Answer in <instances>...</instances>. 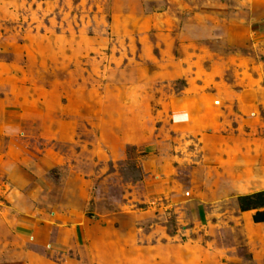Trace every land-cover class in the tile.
<instances>
[{"label": "rangeland", "instance_id": "1", "mask_svg": "<svg viewBox=\"0 0 264 264\" xmlns=\"http://www.w3.org/2000/svg\"><path fill=\"white\" fill-rule=\"evenodd\" d=\"M264 0H0V264H264Z\"/></svg>", "mask_w": 264, "mask_h": 264}, {"label": "trees", "instance_id": "2", "mask_svg": "<svg viewBox=\"0 0 264 264\" xmlns=\"http://www.w3.org/2000/svg\"><path fill=\"white\" fill-rule=\"evenodd\" d=\"M254 221H264V212L263 213H257L255 216H254Z\"/></svg>", "mask_w": 264, "mask_h": 264}]
</instances>
